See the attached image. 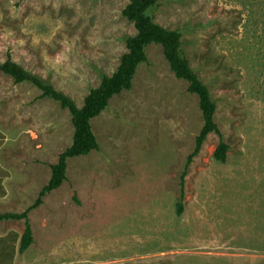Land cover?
Segmentation results:
<instances>
[{
  "label": "rangeland",
  "instance_id": "374dc122",
  "mask_svg": "<svg viewBox=\"0 0 264 264\" xmlns=\"http://www.w3.org/2000/svg\"><path fill=\"white\" fill-rule=\"evenodd\" d=\"M128 3L0 0V64L9 54L81 108L136 35L123 17ZM148 16L182 34V52L216 103L226 162L214 159L219 138L210 135L178 215L203 119L162 48L149 46L131 90L91 121L100 150L68 160L67 180L29 214L34 243L22 264H264V0H159ZM40 96L0 72V145L11 147L24 184L1 212L32 206L72 144L71 115ZM23 230L22 221L0 226Z\"/></svg>",
  "mask_w": 264,
  "mask_h": 264
},
{
  "label": "trees",
  "instance_id": "16d2710c",
  "mask_svg": "<svg viewBox=\"0 0 264 264\" xmlns=\"http://www.w3.org/2000/svg\"><path fill=\"white\" fill-rule=\"evenodd\" d=\"M128 2L123 11V17L134 25L136 35L126 39L127 53L122 56L115 73L111 76L102 77L99 86L89 92L81 108H78L72 99L56 91L51 85L43 83L39 78L25 71L13 62L9 54L6 61L0 64V72L10 77L15 84H30L41 92V99L54 101L63 110H67L71 115L74 129L71 146L60 155L57 163L51 166L50 180L42 188L34 204L21 214L0 215V222L23 221L24 223V232L19 242V254H23L34 243L29 218L30 212L39 208L43 204V198L58 190L67 180L68 160L85 157L93 151L98 152L100 150L97 138L92 131L91 121L109 107V102L113 97L131 90L137 68L147 63L146 49L149 46L157 45L162 48L164 57L176 79L186 82L188 93L197 96L203 119V127L195 139L194 150L188 156L185 169L180 178L181 202L176 206L178 215H181L184 209L185 178L189 173L190 166L200 155L210 135L214 134L219 138V143L214 152V159L220 163L226 162L229 148L224 142L216 121V103L212 100L208 87L202 83L198 75L192 70L189 61L182 52V34L179 31H170L157 25L148 16V12L159 5V0H128ZM12 254L9 249L3 256L7 259L2 257L0 264H11Z\"/></svg>",
  "mask_w": 264,
  "mask_h": 264
},
{
  "label": "crops",
  "instance_id": "0c3cea01",
  "mask_svg": "<svg viewBox=\"0 0 264 264\" xmlns=\"http://www.w3.org/2000/svg\"><path fill=\"white\" fill-rule=\"evenodd\" d=\"M1 136L2 135L0 134V137ZM0 142H3V141L0 140ZM6 146H7V150H5ZM10 149H11V147H9L6 144V142L2 143L0 145V215L15 214L17 212L16 210L17 209L19 210L18 207H15L13 205V207L16 208L15 211L10 210V211L1 212L2 209L6 210V209H9L11 207L8 204H5L4 201H6V199L9 197L14 196L15 194L18 195L19 194L18 191L20 190L19 188L21 186L20 182L17 181L18 178H16V175L13 172V169L11 168V161L9 159L10 158L9 155H12L13 152ZM20 180L21 179L19 178V181ZM22 186H24V184ZM26 210L27 209H23V211L21 213H23ZM21 213H18V214H21ZM14 222H20V221H4V222H0V226L4 225L5 223H14ZM23 226H24V223H23ZM23 232H24V230H23ZM23 232L18 235L15 232H11V231H7L6 233H3L0 231V259H2V257L10 249L13 253L11 264H22L23 255H25V253L29 250L28 249L23 254H19V251H18L19 250V242H20V239L23 235ZM15 236L17 237L16 239H15ZM3 258L7 259V257H3Z\"/></svg>",
  "mask_w": 264,
  "mask_h": 264
}]
</instances>
